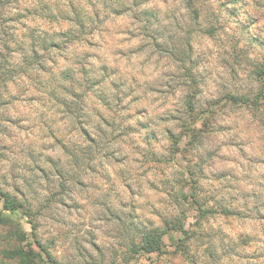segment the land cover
I'll use <instances>...</instances> for the list:
<instances>
[{
    "label": "clouds",
    "instance_id": "obj_1",
    "mask_svg": "<svg viewBox=\"0 0 264 264\" xmlns=\"http://www.w3.org/2000/svg\"><path fill=\"white\" fill-rule=\"evenodd\" d=\"M0 264H264V0H0Z\"/></svg>",
    "mask_w": 264,
    "mask_h": 264
}]
</instances>
